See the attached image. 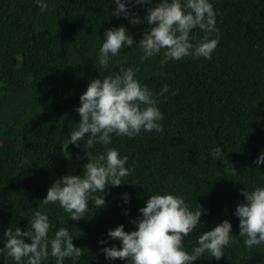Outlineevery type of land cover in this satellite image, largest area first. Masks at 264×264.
I'll return each instance as SVG.
<instances>
[{
	"label": "trees",
	"instance_id": "16d2710c",
	"mask_svg": "<svg viewBox=\"0 0 264 264\" xmlns=\"http://www.w3.org/2000/svg\"><path fill=\"white\" fill-rule=\"evenodd\" d=\"M47 3L48 11L41 13L33 0H0V233L16 225L27 228L54 179L68 171L82 174L87 160L83 140L67 145L69 158L60 152L74 127L69 122H78L73 109L89 79L115 74L123 66L135 68L136 78L154 93L168 85V92L157 97L161 131L131 138L113 134L109 146L128 157L129 174L120 186L107 187L104 208L95 209L90 200L82 219L68 220L58 203L46 206L53 225L49 235L69 227L72 243L81 247L76 264H124L107 260L97 240L117 224L132 230L147 195L164 191L183 195L190 208L199 204L207 209L200 217L203 225L184 237L186 250L201 231L222 219L231 222L237 235L238 219L232 213L243 200L239 190L264 185V163H253L264 150V0H211L219 41L210 59L184 57L160 65L161 54L140 61L138 49L124 48L106 69L94 66L104 30L124 25L135 47L146 28L147 5L129 7L130 14L141 17L134 25L112 15L111 0ZM190 36L195 42L202 32L196 28ZM214 144L227 152L236 175L220 177L221 162L209 157ZM105 147L94 144L89 151ZM106 244L119 247L118 240ZM0 264L14 262L10 257L5 262L0 253ZM43 264H54V258ZM64 264L72 262L65 258ZM193 264H264V245L245 248L237 235L219 260L205 252Z\"/></svg>",
	"mask_w": 264,
	"mask_h": 264
},
{
	"label": "clouds",
	"instance_id": "9594fccd",
	"mask_svg": "<svg viewBox=\"0 0 264 264\" xmlns=\"http://www.w3.org/2000/svg\"><path fill=\"white\" fill-rule=\"evenodd\" d=\"M41 13L48 11L47 0H33ZM114 4L112 15L124 17L130 24L141 23V17L135 11L129 13L131 5L144 6L143 22L146 28L135 41L124 25L108 27L99 38L94 66L106 69L110 60L119 57L124 48H136L140 51L139 60L161 54L158 61L163 65L168 60L184 57L210 59L218 41L219 34L215 26V12L211 0H111ZM200 29L202 36L193 42L190 33ZM215 34V35H213ZM114 62V61H113ZM133 67H121L115 74H100L89 79L78 96L79 105L73 110L78 114V122L68 133L61 146L65 158L70 157L67 145L76 146L83 140L86 162L82 165V174H66L54 179L46 188L45 195L39 200L27 228L6 227L0 233V253L10 257L14 264H43L48 257L54 258V264H64L69 258L76 264L81 255V247L75 246L74 236L69 227L55 228L49 222L47 208L58 203L68 220L82 219L92 201L95 209L106 206L103 193L109 185L120 186L130 168L126 167L128 157L109 146L115 136L134 137L143 132H160L163 113L159 110L157 97L168 92L164 84L158 92H153L135 76ZM175 90L173 89V94ZM165 99L167 97H164ZM94 144L106 146L103 151L91 152ZM222 145L214 144L209 149V157L220 161L222 175L234 176L237 169L228 160ZM253 163H264V150L259 151ZM242 202L234 206L232 215L238 219L237 235L245 248L264 245V185L239 190ZM123 203L128 202V193H121ZM139 215L131 221L134 228L124 230L123 224L106 229L105 237L97 243L104 257L111 261L120 259L124 264H193L207 252L210 258L219 260L224 249L237 239L233 235L228 219H222L196 237L190 250L184 247V237L197 225L207 209L196 204L190 208L183 195L164 191L147 195L143 206L137 209ZM127 208L123 214L127 215ZM27 238V242L25 240ZM106 240H118L108 246Z\"/></svg>",
	"mask_w": 264,
	"mask_h": 264
}]
</instances>
